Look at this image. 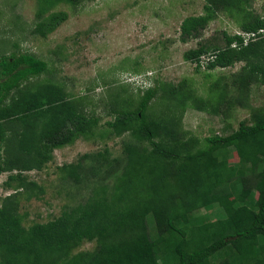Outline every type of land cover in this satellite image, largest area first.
<instances>
[{
    "label": "trees",
    "instance_id": "1",
    "mask_svg": "<svg viewBox=\"0 0 264 264\" xmlns=\"http://www.w3.org/2000/svg\"><path fill=\"white\" fill-rule=\"evenodd\" d=\"M80 1L38 0L32 33L46 36L65 20L62 11L45 16L47 5ZM204 1V14L181 22L182 40L196 37L223 9L244 14L241 29L248 39L223 32L221 42H200L184 59L196 69L203 61L209 70L244 61L235 79L241 89L264 84V15L252 12L251 0ZM48 70L45 60L28 51L0 56V174L8 172L4 185L14 188L0 199V264H264V108H253L250 121L229 133L209 134L203 142L185 138L167 118L148 117L150 102L165 90L156 79L134 108L111 111L109 131L135 139L123 144L122 167L106 152L93 155L91 174L105 166V176L114 178L112 189L101 184L58 216L25 226L18 193L42 188L23 173L41 170L55 149L88 136L97 123L78 109L63 84L41 80L23 87ZM186 97L206 108L202 97ZM230 149L238 157L233 163ZM90 156L60 167L78 182L81 160ZM213 205L222 215L195 214ZM82 240L97 245L70 256Z\"/></svg>",
    "mask_w": 264,
    "mask_h": 264
},
{
    "label": "rangeland",
    "instance_id": "2",
    "mask_svg": "<svg viewBox=\"0 0 264 264\" xmlns=\"http://www.w3.org/2000/svg\"><path fill=\"white\" fill-rule=\"evenodd\" d=\"M204 4V0H81L76 5L58 2L47 5L44 15L62 11L65 20L51 33L40 36L32 33L38 20V0H0V56L28 51L48 64L47 73L32 77L23 87L34 88L41 80L63 84L78 109L97 120L88 136L55 149L53 158L41 170L23 173L42 188L35 193H18L25 226L58 216L101 184L112 189L114 178L105 176V166L99 174H91L97 164L93 155L106 152L111 161L118 160L119 169L122 167L123 144L135 139L128 132L109 131L108 122L114 118L111 111L134 108L155 79L165 90L150 102L148 117L167 118L185 138L203 142L209 134L229 133L240 121H250L253 108H264V84L252 82L241 89L235 81L244 61L209 70L203 61L196 69L194 62L184 59V52L200 42H221L223 32L248 39L241 29L244 14L223 9L196 37L182 40L181 22L188 16L204 14ZM250 9L264 15V0H251ZM169 86L178 87V91L171 94ZM188 93L205 99L206 108L194 105L186 97ZM212 106L217 110L210 111ZM83 154L91 156L81 160L83 175L75 182L60 165L76 163ZM237 160L236 152L230 149L229 163ZM7 174H0V199L14 189L4 185ZM195 214L216 218L222 210L213 205ZM96 245V240H82L71 249L70 256Z\"/></svg>",
    "mask_w": 264,
    "mask_h": 264
},
{
    "label": "built area",
    "instance_id": "3",
    "mask_svg": "<svg viewBox=\"0 0 264 264\" xmlns=\"http://www.w3.org/2000/svg\"><path fill=\"white\" fill-rule=\"evenodd\" d=\"M250 35H253V33H250Z\"/></svg>",
    "mask_w": 264,
    "mask_h": 264
}]
</instances>
